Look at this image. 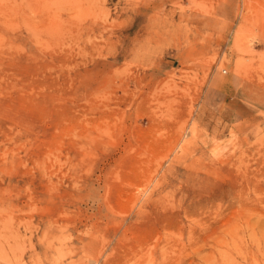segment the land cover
Masks as SVG:
<instances>
[{
    "label": "rangeland",
    "instance_id": "obj_1",
    "mask_svg": "<svg viewBox=\"0 0 264 264\" xmlns=\"http://www.w3.org/2000/svg\"><path fill=\"white\" fill-rule=\"evenodd\" d=\"M0 264H264V0H0Z\"/></svg>",
    "mask_w": 264,
    "mask_h": 264
},
{
    "label": "crops",
    "instance_id": "obj_2",
    "mask_svg": "<svg viewBox=\"0 0 264 264\" xmlns=\"http://www.w3.org/2000/svg\"><path fill=\"white\" fill-rule=\"evenodd\" d=\"M237 95H238V94H237ZM238 96H243V95L240 94V95H238Z\"/></svg>",
    "mask_w": 264,
    "mask_h": 264
}]
</instances>
